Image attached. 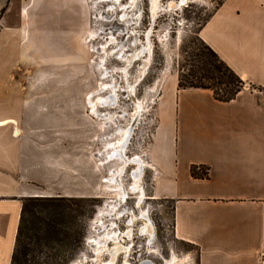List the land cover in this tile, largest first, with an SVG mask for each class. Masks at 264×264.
<instances>
[{
  "label": "crops",
  "instance_id": "0c3cea01",
  "mask_svg": "<svg viewBox=\"0 0 264 264\" xmlns=\"http://www.w3.org/2000/svg\"><path fill=\"white\" fill-rule=\"evenodd\" d=\"M80 2L20 0L16 15L31 17L32 40L24 45L22 19L13 39H0V52L11 49L0 54V264H10L24 197L101 192L93 187L102 164L92 153L86 111L79 135L70 133L77 125L71 74L34 69L54 65L55 25L42 35L44 18L65 32ZM198 36L244 86L222 102L209 89L179 88L172 76L155 101L157 122L142 169L151 170V194L172 202L173 235L196 246L198 264H264V0H222ZM193 164L207 166L208 176L192 177Z\"/></svg>",
  "mask_w": 264,
  "mask_h": 264
},
{
  "label": "rangeland",
  "instance_id": "374dc122",
  "mask_svg": "<svg viewBox=\"0 0 264 264\" xmlns=\"http://www.w3.org/2000/svg\"><path fill=\"white\" fill-rule=\"evenodd\" d=\"M221 1L156 0L152 13L151 0H81L79 7L76 5V15L68 17L70 24H64L65 32L55 24L56 21L46 23L44 18L40 28L42 35L44 30L51 31L55 25L54 65L47 68L36 64L34 69L40 66L39 70L71 74V114L77 125L71 126L70 133L79 135L78 120L86 111L91 122H87L85 129L93 138L92 153L102 164V175L99 177L101 182L93 185L101 187L99 196H85L88 201L79 206L72 201H62L66 205L67 235L60 244L43 247L42 258L55 252L62 257L61 264L79 260L82 264H107L109 254L102 250L97 255L91 240L106 231L122 235L130 228L129 236H124L122 243L128 247V256L124 258V253H120L111 264H139L144 260L151 264H198L196 246L173 235L172 202L151 194V170L142 169L138 182L146 197L139 199V190L130 188L132 171L137 167L135 160L141 159L145 165L142 151L157 122L155 101L161 89L169 86L172 76L178 75L181 66L186 72L192 64V54L203 45L198 30ZM19 2L0 0V39L3 42L13 39L11 35L19 26L16 22L22 19L26 46L36 28L31 24V17L16 15ZM61 39L65 40L64 49ZM14 40L19 48L21 37ZM147 46L150 48L149 62L145 61ZM141 49L145 52L141 51L140 55ZM9 51L11 55V49ZM9 51L5 47L0 54L4 57ZM31 53L27 55L29 58L34 55ZM31 68V65H24V70ZM14 69L9 68L8 72ZM99 94L114 98V104L113 107H97L99 115L96 116L90 112L88 100H95ZM122 129L128 130L122 147L123 157L128 162L120 172L122 160L107 156L120 139ZM123 192L127 196L124 199L120 198ZM98 209L103 210V216L102 222L96 224L93 218ZM131 218L133 221L129 225ZM148 222L151 229L147 226L148 230H142ZM108 246H112L110 241ZM125 259L127 263H124Z\"/></svg>",
  "mask_w": 264,
  "mask_h": 264
},
{
  "label": "trees",
  "instance_id": "16d2710c",
  "mask_svg": "<svg viewBox=\"0 0 264 264\" xmlns=\"http://www.w3.org/2000/svg\"><path fill=\"white\" fill-rule=\"evenodd\" d=\"M192 54L193 62L178 72L179 88L194 87L209 89L213 97L222 102L234 98L244 86V81L206 43ZM189 173L194 178H206L208 167L191 165ZM80 205L84 197L28 196L22 199L19 222L11 253L10 264H61L62 257L53 252L42 254L43 247L60 244L67 235L65 206L62 201ZM59 202V203H58ZM39 258H42L41 260Z\"/></svg>",
  "mask_w": 264,
  "mask_h": 264
},
{
  "label": "bare ground",
  "instance_id": "6f19581e",
  "mask_svg": "<svg viewBox=\"0 0 264 264\" xmlns=\"http://www.w3.org/2000/svg\"><path fill=\"white\" fill-rule=\"evenodd\" d=\"M118 1V0H117ZM151 4H152V6H151V10H152V13H154L155 12V8H156V0H151ZM113 6V5H112ZM97 14V13H96ZM95 14V15H96ZM124 17V16H123ZM97 31V30H96ZM93 33V32H92ZM112 37V36H111ZM148 39V38H147ZM147 42V41H146ZM110 43V42H109ZM149 45V44H148ZM120 48V47H119ZM99 49V48H98ZM97 49V50H98ZM144 49V48H143ZM143 49H141L140 51H138V53L141 55V51H144ZM147 49H148V54H147V58H146V62H149V56H150V48H148V46H147ZM147 51V50H146ZM96 52V51H95ZM120 52V51H119ZM145 52V51H144ZM116 54V53H115ZM122 53H120V55H121ZM137 54V53H136ZM125 55V54H124ZM135 55V54H134ZM143 55V54H142ZM133 56V55H132ZM144 56V55H143ZM123 57V56H122ZM134 57V56H133ZM127 62H129V58H126L125 59ZM100 62V61H99ZM146 64V63H145ZM98 67H99V65H97ZM102 68V67H101ZM122 70V69H121ZM100 72V71H99ZM104 73V72H103ZM123 73H124V71H123ZM125 75V74H124ZM101 78H103V77H101ZM100 78V79H101ZM98 85H100V83L98 84ZM106 85V84H105ZM99 87V86H98ZM107 87V86H106ZM112 89V88H111ZM99 90V89H98ZM100 90H101V88H100ZM102 91H103V89H102ZM98 93V92H97ZM115 93V92H114ZM113 94V93H112ZM96 95V94H95ZM100 95V94H99ZM97 96L96 97V99L95 100H88V103H89V108H90V112L91 113H93V114H95L96 116H98L99 115V113H98V110H97V107L99 106H104V105H109L110 107L112 106L113 107V105L112 104H114V103H112L113 102V100H111V99H109V98H105V97H102L101 95L100 96ZM94 99V98H93ZM100 119H102V118H100ZM127 134H128V130H126V129H122V132H121V135H120V139H118L117 140V142H115V143H117V146H114L115 145V143H114V145H113V147H112V151H110L109 153H108V156L107 157H109L110 159L111 158H115V159H119V160H122L123 161V165H121L120 166V172L123 170V169H125L124 168V166L127 164V162H128V160L126 159V158H124L123 157V154H122V147H123V144H124V139H126L127 138ZM118 136V135H117ZM107 144H109V143H107ZM106 148V147H105ZM116 156V157H115ZM142 158V157H141ZM143 159V158H142ZM135 162L137 163V167H136V169L134 170V171H132L133 173H132V177H133V184H132V188H130V189H132V190H136L137 188L139 189V193L141 194L140 196H139V199H141L142 198V194L144 193L143 191H142V188H141V186L138 184V182H139V179H140V174L143 172V170H142V165L144 166V163H143V161L141 160V159H137V161L135 160ZM118 173V172H117ZM117 179V178H116ZM116 183V182H115ZM118 183V182H117ZM131 185V184H130ZM117 189V188H116ZM120 189V188H119ZM129 189V190H130ZM121 190V189H120ZM120 190H118V193H119V191ZM123 191V190H122ZM120 194V193H119ZM125 197H127V196H125V194H124V192L121 194V196H120V198H122V199H124ZM143 197H145V195L143 196ZM114 208V207H113ZM105 209H107V208H105ZM102 216H103V210H101V209H98V212H96V214H95V216H94V218H93V221H95V222H93V223H101L102 222ZM131 221H133L132 220V218L128 221L129 222V225L132 223ZM149 224V222L148 223H146V224H144V226L141 228L142 230H148L147 228V226H149V228H150V225H148ZM151 229V228H150ZM129 231H130V228H128L126 231H125V236H129ZM102 234V233H101ZM123 235H119V234H117L116 232H114V231H106V233L105 234H102L101 236H98V237H95V238H91L92 240H91V243L93 242V244H94V246H95V248H96V254L98 255L102 250H105L108 254H109V261L107 262V264H111V263H113L114 261H115V259H116V257H117V255L118 254H120L119 253V251H121V250H123L124 251V258H126V254L128 253V247L127 246H124L122 243L124 242L123 241ZM111 242V244H112V246H108V242ZM90 242V241H89ZM92 244V245H93ZM124 263H127V260L125 259V262ZM72 264H82V261L81 260H79L78 262H76V261H73V263ZM139 264H151L150 263V261L149 260H144V261H141Z\"/></svg>",
  "mask_w": 264,
  "mask_h": 264
},
{
  "label": "flooded vegetation",
  "instance_id": "af4514ba",
  "mask_svg": "<svg viewBox=\"0 0 264 264\" xmlns=\"http://www.w3.org/2000/svg\"><path fill=\"white\" fill-rule=\"evenodd\" d=\"M150 54V53H149ZM111 100H114V98H111ZM104 106H106V105H104ZM99 107V106H98ZM100 107H103V106H100ZM112 107V106H111ZM123 162V161H122ZM138 189V188H137ZM139 190V189H138ZM146 197V196H145ZM154 197V196H153ZM152 197V198H153ZM122 235L123 236H125V232L124 233H122ZM123 241H124V239H123ZM119 253H124V251L123 250H121V251H119ZM126 256H128V253L126 254Z\"/></svg>",
  "mask_w": 264,
  "mask_h": 264
},
{
  "label": "built area",
  "instance_id": "2783aa9c",
  "mask_svg": "<svg viewBox=\"0 0 264 264\" xmlns=\"http://www.w3.org/2000/svg\"><path fill=\"white\" fill-rule=\"evenodd\" d=\"M261 261L264 262V255H261Z\"/></svg>",
  "mask_w": 264,
  "mask_h": 264
}]
</instances>
